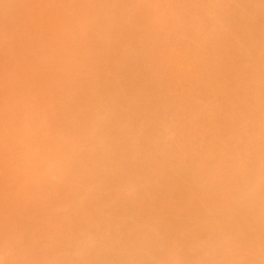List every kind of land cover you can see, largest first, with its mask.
Here are the masks:
<instances>
[{
  "label": "rangeland",
  "instance_id": "rangeland-1",
  "mask_svg": "<svg viewBox=\"0 0 264 264\" xmlns=\"http://www.w3.org/2000/svg\"><path fill=\"white\" fill-rule=\"evenodd\" d=\"M16 2L0 0V34L5 33L1 37L2 43L14 44L12 53L0 56V117L10 115L9 121L0 120V169L7 174L12 169L16 174L15 177L13 173V177H6L7 174L4 176L0 172V177H5L0 179V201L3 197L1 202L4 204L9 195L10 200L13 195L19 197L12 199V203L7 198L5 201L10 202H5L7 205L3 207L0 202V216L6 212L8 215L18 200L17 206H23L16 207L19 208L18 214H14L16 208L12 210L14 213L10 211L9 220L15 222L0 218V264H29L28 261L32 264H115L110 257L120 252L110 248V242L102 243L100 237L103 235H96L105 233L104 220L114 218L113 208L109 204L97 211L94 208L88 214L95 221L93 224L96 223L91 229L86 223L81 226L80 223H76L77 226L70 224V206H66V210L64 207L66 199H76L82 204L89 199L82 197L87 186L90 189L95 182L94 185L99 184L97 188L101 189L105 188L103 183H96L99 180L94 173V176L88 175L96 177L91 181L89 178L77 180L79 182L71 179V182H60L63 187L53 182L61 177L56 166H61L68 158V150L60 152L56 140L65 132L63 126L72 125L77 120L75 111L68 107L65 99L81 101L86 97L90 102L92 97L88 110L86 107L81 110L88 114L99 112V129L88 121L92 128L85 131L93 134L102 128L104 132L113 125L106 119L111 116L108 105L116 102L115 105L121 107L125 104L124 98L131 97L126 94L131 77L136 78L137 88L142 91L136 99L144 97L146 100H137L134 104L146 108L162 88L168 89L172 82L181 80L183 72L196 80L198 87L211 85L215 76L222 75L224 95L215 102L206 101L213 124H203V131L200 130L201 121L193 127L188 126L190 121L201 118L200 110L186 111L181 115L174 110L166 112L167 120L155 141L157 155L166 158L162 175L142 177L143 172L134 171L139 167L136 163H126L117 169L124 181L132 176L138 177L135 191L142 188L154 191L150 202L148 196L143 195L129 202L145 203L137 208L151 213L154 226H119L118 241L121 244L118 249L125 248L124 242L134 239L138 244L142 243L149 230V238L160 240L159 244L151 245L150 264H264V0H30L29 4L15 5ZM78 8H82L85 15ZM6 11L26 24L24 40L20 34L10 33L3 24ZM154 11L159 12L158 16H154ZM37 12L43 16L41 20L33 19ZM248 13L251 20L245 19ZM152 21L154 33L145 36L143 28ZM235 30L238 33H234ZM83 31L86 32L84 39H78ZM164 45L168 46V53L161 52ZM54 50L58 53L53 54ZM105 51H109L112 58L116 57L119 64L110 68L98 67L102 59L97 53L102 55ZM17 52H21L23 66L12 63ZM42 57L47 64L52 63L50 67L42 64ZM204 57H211L219 63L209 66L201 61ZM233 59L236 60L235 70L231 64ZM142 62H146L145 69L137 67ZM64 67L67 73L62 72ZM72 67L77 71L68 74ZM7 72H12L11 78ZM40 75L45 82L38 78ZM75 75L78 80L74 79ZM111 75L116 78L117 86L110 93L103 89V83L112 78ZM81 84H85L90 93L81 95ZM114 91L119 92L121 98L113 96ZM195 94L200 95L199 92ZM195 105L200 107L201 102ZM13 106L14 115L9 113ZM92 106L96 108L93 112L90 111ZM100 119H103V125ZM105 121L110 124L106 128ZM132 122L138 123L137 120ZM80 125L78 128L82 131V122ZM112 131L115 137V129ZM137 136L138 131L125 137L138 140L140 137ZM198 136L203 139L200 145ZM99 139L93 137L89 142L97 144ZM66 141L75 146L83 143L78 134ZM91 151L96 153L98 147L91 146ZM130 154L127 147L117 152V155H126L123 163ZM172 176L178 180H172ZM7 178H12L9 179L11 183ZM14 179L19 183L14 182L18 189L24 191L16 188ZM40 187L42 190L48 188L47 193L51 195H46V190L44 193ZM33 188L39 190L38 193L33 194ZM66 189L72 192L67 193ZM5 194H8L6 198ZM26 194L36 195L38 199L41 196L39 202L36 196L35 199L29 195L31 200L39 203L53 201L51 198L54 197L57 200L58 196L59 207L55 200L53 203L57 213L54 209L38 210L58 215L53 213L52 218L51 213V221L48 219L50 214L44 219L42 213L36 216L37 210L31 211L29 207L28 211L33 202ZM67 195L74 198L71 196L70 200ZM124 195L117 193L116 196L121 200ZM21 206L29 213L37 211L32 215L43 216L39 217L40 221L48 219L50 222L41 223L39 218L34 221L29 213L20 210ZM229 208L234 211L221 214ZM56 209H63V212ZM20 211H24L26 217L24 212L19 215ZM20 220L23 222L19 223ZM102 239L107 236L104 234ZM129 247L128 253L121 251L127 256L119 264H143V251L135 245Z\"/></svg>",
  "mask_w": 264,
  "mask_h": 264
},
{
  "label": "bare ground",
  "instance_id": "bare-ground-1",
  "mask_svg": "<svg viewBox=\"0 0 264 264\" xmlns=\"http://www.w3.org/2000/svg\"><path fill=\"white\" fill-rule=\"evenodd\" d=\"M11 1H14V0H11ZM29 2H30V0H17L15 5H18V4H29ZM62 5L63 4H60V6H62ZM78 9L79 10L81 9L80 10L81 14L85 15V13H82V12H84L82 8H78ZM147 13L149 14L150 12H147ZM158 13H159L158 11H154V16H158ZM78 14H80V12H78ZM42 18H43V16H42L41 12H37V13L33 14V19L41 20ZM251 18H252V16H249V13H248V15H245V19L251 20ZM3 24L9 30L10 33H14V34L18 33V34H20L22 36L23 40L25 39L26 24L21 23L19 17H17V16H15V15H13V14H11V13L6 11V20L3 22ZM153 25H154V22L152 21L151 23H149V24L144 26V28H143L144 31L143 32L146 33L145 36L154 33ZM67 28H69V26H67ZM235 32L238 33L237 30H235L234 33ZM200 33H204V32L200 31ZM4 35H5L4 32L0 34V48H2V50L0 52V56L1 57H3L4 55L6 56L9 52L12 53L14 51V44L9 43V42L2 43V38L1 37H3ZM85 35H86V32L83 31V32H81V35L78 36L77 38L78 39H84ZM53 39L56 41V39L54 37H53ZM54 40H53V42H54ZM167 50H168V46L164 45V48H163V50L161 52L162 53L163 52L164 53H168L170 50L169 51H167ZM52 53L56 54V53H58V51L54 50ZM16 54L17 55L15 56V59H14V61L12 63L15 62V64H18L16 66H19V65L23 66L24 65V60H23V58L21 56V52H17ZM97 54H99L101 56V59H102L101 61H99L98 67L110 68V67H114L115 64H119V60H117L116 57L112 58V56L109 53V51H105L104 53H102V55H101V53H97ZM148 59L149 58H147V60ZM42 60H41L42 64L44 63V65H47L48 67H50V65L52 64V63L47 64L44 61V58ZM0 61H2V60H0ZM201 61L204 64H206V63L209 64V66H210L211 63H215L216 62V59H212L211 57H206V58L204 57L203 59H201ZM144 63H146V62H142L140 64L138 63L139 65L137 67L139 69H145V67L143 66ZM148 63L150 65V60L148 61ZM217 63H219V62H217ZM217 63H215L214 65H217ZM57 64H60V63H57ZM231 64H234V70H235L236 60L233 59L231 61ZM135 65H137V63ZM14 67H15V65H14ZM31 68L32 67H27V69H31ZM4 71L6 72V70H4ZM76 71H77V68L74 69L72 67V68L69 69V73L68 74H73ZM0 72H1V70H0ZM62 72L63 73H67V70H65V67L63 68ZM2 73H3V71H2ZM7 74H9V73L7 72ZM10 74H12V72ZM10 74L8 75L9 78H11ZM139 75H140V73H139ZM111 77L112 78L107 79L103 83V89L104 90H109L110 93L117 86L116 78L113 75H111ZM38 78L41 80V82H45V80H44L42 75H40ZM180 78H181V80L172 82L168 89L162 88L158 92L159 93L158 97H156V99H152L151 102H150V105H148L146 108H139V107H137L134 104L135 101H137V100L146 101V100H145L144 97H140V98L136 99L137 94L139 93V95H140L142 93V91H140V89L137 88L136 83L138 81H136V78L135 77H131L129 79L130 89H128V91L126 92V94H129L131 97L130 98H124L125 99V104L123 106H121V107H117L115 105L116 102H112L111 105H108V107H107V109L111 110V116H109V119L108 118H106V119L108 121L110 120L109 122L110 123L112 122L113 125L111 127L109 126V129H108V128H106V126L110 125V124L107 123L108 121H105L106 125H105V123H104V125H105L106 130L103 132V130L101 128V130L99 132H95L93 134H90V133L86 132L85 130H86V128H92V127H96L97 129H99L98 119H99L100 114H99V112L95 111L96 108L94 109V106H92L93 109H91V108H90L91 110L89 109L90 111H92V110L95 111L94 113H92L93 112L92 111L91 112L92 114H88V112H86L87 113L86 114V113H84L85 112L84 110L83 111L81 110V109H83L82 107H84V108L86 107V111L88 110L87 107H88L89 103H90L89 105H91L92 97H91V101L90 102H89L90 99L88 97H87L88 101H86L87 100L86 97L83 98L81 101H73L72 98L70 100H67V99H65V97H63L69 103L68 107L72 108L75 111L74 112V117L77 118V120L72 125L63 126V128H64L63 132L64 131L65 132L59 137V139H57L58 137L56 138L57 142L55 144L57 146L56 145L55 146L57 148H58V146L60 147V150H59L60 152L68 150V155H67L68 158H66L67 160L61 166L56 164V165L59 166V167L56 166V168L60 169V174H61L60 179L53 180L51 178L53 176H50L49 178H51L50 180H53L54 183L58 182V185H60L59 183L62 182V181H67L68 182L71 179L74 180V181H77V180H82L83 181V179H86V178H89L88 180L93 178V180H94L96 177L99 180L96 183H99V182L103 183V186H105V188L102 187L101 189L97 188V186L99 184L97 186L94 185L95 182L92 183L93 184L92 187H94V188H92L91 184H89L92 189L91 188L87 189L89 187V186H87V188L85 190L86 193H84V191H83V195H82V197L83 196H87V197H89V199L87 200V198H86V200L83 201V202L80 200V202H82V204H78L79 202L77 203L75 201L76 199H73V201H75V203L73 201H69V200L66 199V202L68 204L65 203L64 207L70 206L69 210H70L71 222L68 220L70 222V224H74L75 225L76 223L77 224L80 223L78 225L81 226V223H82V225H84V223H86L85 225H87V224L90 225L91 229L93 228L91 226L96 225V223L93 224V222H95V221L92 220L91 218H89L90 216H88V214H90V212H93L94 208H96V211H97V209H99V208L103 209L102 207L104 205H107V204H109L113 208V210L115 211L113 213V215H115L114 218H112V219H110L108 221L104 220L105 223L103 222L104 223L103 226H106V229L103 228V232H105V233L102 232L103 234L99 233V234H96V235L97 236L99 235L98 237H100V235L104 236V234H105L107 236V239H102V237H103L102 236V237H100L101 238L100 241L102 243L110 242V245H111L110 248L120 252V253H117V254L113 255L112 257H110V259L115 260L114 261L115 264L121 263L122 260L124 258H126V256H127V254H125V253H128V251L130 250L129 246H134V245L137 246L138 249L143 251V255L141 257V259H144L143 264H150V261H151V258H150L151 257V248H152L151 245H153L155 243H158V244L160 243L159 239H157V241H156L153 238H149L150 237V232L148 230L147 234H146V240H143L142 243L138 244L136 239H134L133 241H131L129 243L124 242L126 244L125 248L118 249L119 245L121 244V242L118 241V236H119L118 234L120 233V227L119 226H127V224H130L131 226H137V227L143 226V228L145 226H154V222L152 221L151 213L150 212L149 213L141 212V210H139L137 208V206H142L145 203L144 204L138 203L137 205L129 203L130 201H132L134 199H137L138 196H142V195L143 196H148V198H149L148 202H150V201L153 200L152 198H153L154 191H153V189H148V188H142L139 191H135L138 188V186L136 185V181H137L138 177L137 176H132L127 181H124V178L122 179V177L117 173L118 172L117 169H119L120 166H123L126 163H136V164L139 165V167L135 168L134 171L143 172L141 174L142 177H154L156 174L162 175V171L164 170V166H166V164H165V159L166 158L163 159L161 156L157 155L156 147H155V141H157L158 135L160 133L159 130L165 124L163 122L165 120H167L166 112L168 110H174L178 115H181V114H185L186 111H187V113H189L192 110H196V109L200 110L202 112L201 118H198L196 120H192V121L189 122V124H188V122L186 120L185 121L182 120V121L184 122L185 125L188 124L189 127H193L196 122L201 121L200 124H202V125L200 127V130L203 131V124H205V123H207L209 125L213 124L212 121H211V115H210L211 112L209 111V107H208L209 104L207 105L206 101H208V100L212 101L213 100L215 102L217 100H220L221 99L220 97H222V95H224L223 81H222L223 77H222V75L215 76V80H214L213 84L210 83L211 85L208 84L206 86H199V87H198L199 83H196V80H193L190 77L186 76V74L184 72L181 74ZM74 79L78 80V76L75 75ZM18 84L19 83L16 84V89H17V85ZM9 86H11V85H9ZM81 87H82V94L81 95H85V94L90 93L89 89L86 87L85 84H81ZM195 92H199L200 95H196ZM22 93H23V90H22ZM209 93H211L212 95L211 96H207ZM174 94H176V95H174ZM112 95L115 96V97H119V92L115 93V91H114ZM102 96L105 97V95H102ZM122 96H128V95H122ZM119 98H121V97H119ZM4 101H6V100H4ZM7 101H8V98H7ZM178 102H182V103L178 104ZM196 102H201V106L199 107L198 105H195ZM203 102H204V104H203ZM69 105H71V106H69ZM13 108H14V106H13ZM187 108H188V110H187ZM14 110H15V108L12 109L11 112L9 110V113L14 115V113H12ZM80 110H81V112H80ZM15 114H17V113H15ZM19 114L23 115L21 113H19ZM4 115H7V114H4ZM152 115H156V116L153 117ZM8 116H10V115L8 114ZM8 116L7 117H4V116L0 117V120H3L5 122H7L6 120L9 121V119H7ZM96 117H97V119H96ZM78 120H80L82 122V128H83L82 131L78 128V125L81 124V122L78 121ZM100 120H101L100 124L103 125V123H102L103 119H100ZM134 120H137L138 123L137 124H133L132 121H134ZM88 121H89V123L91 124L92 127H90L88 125L89 124V123H87ZM78 122H80V124H77ZM180 124H181V122H180ZM198 126H196V127H198ZM80 127H81V125H80ZM113 129H115V131H116L115 132V137L112 136L113 135V131H112ZM137 131H138V136L137 137H140L138 140L128 139V138L125 137L129 133H132V132L135 133ZM84 132L87 133L88 136ZM101 133H102L103 136H101ZM77 134L82 136V141H83L82 144H79V145L75 146V145H71V144L67 143V141H66L67 139L71 138L74 135L76 136ZM93 137L100 138L97 144H93V143L89 142L90 139L93 138ZM198 137H199L198 142H199V145H200L203 142V139H202L201 136H198ZM111 138H112V140H111ZM91 146H97L98 147V151L96 153L92 152L91 151ZM201 146H204V145H201ZM124 147H127V148H129L131 150V154H130L131 156L129 155L130 157L126 160L127 162H125V163H123L124 162L123 160L126 157V155H117V152L120 149L124 148ZM10 165L13 168V166H12L13 164L11 163ZM4 167H5V165H4ZM8 167L11 169L10 166H8ZM8 169H7V172H9ZM0 170H1L0 172H2V169H0ZM10 171L11 172L9 174H7L6 171H3L4 173L2 172L1 174L2 175L4 174V176H6L5 174H7L6 177H9L8 175H10V177H13L11 175V173H13L12 172L13 170L11 169ZM56 171H58V169ZM14 172H15V170H14ZM96 172H97V174H96ZM93 173L96 175L95 178L91 177V176L88 177V175H93ZM13 175L15 177L16 174L13 173ZM3 177H0V179H3ZM47 178H45V180ZM9 179H8V182L11 183V181H9ZM16 180L14 179L13 184H14V182ZM48 180H46V181L49 182ZM172 180H178V178L175 177V176H172ZM71 181H69V182H71ZM38 182H39V180H38ZM77 182H79V181H77ZM15 183L19 184L18 182H15ZM46 183L44 181L43 184L44 185H48ZM17 184H14V185L16 186ZM41 184H42V182H41ZM14 185H11V186L15 188ZM37 185H38V183H37ZM53 186H54V184H53ZM60 186H62V185H60ZM68 186H70V185H68ZM41 187H40V189L42 190ZM49 187H50V185H48V188ZM16 188L18 189L17 186H16ZM16 188H15V190H17ZM36 188H37V186H36ZM48 188H45L42 191L44 192ZM125 188H127V191L125 190ZM33 189L35 190V188H33ZM38 189H39V187H38ZM15 190H13V191H15ZM18 190L22 192L25 189L21 190L19 188ZM32 190H30V191L33 192L34 190L33 191ZM9 191H11V190H9ZM30 191H28V192H30ZM37 191H39V190L36 189L33 192V194L36 193ZM60 191L61 190H59V194L61 193ZM65 191H67V193L69 191L72 192L69 189L68 190L66 189ZM25 192H23V193L25 194ZM28 192H26V193H28ZM47 192H48V190H46V193ZM54 192H55V190L53 191V195H54ZM76 192H78V189H77ZM49 193H47L46 195H49ZM117 193L118 194H125V195L120 200V198L116 196ZM15 194H16V192H15ZM39 194L41 195L42 192H39ZM70 194H72V193H70ZM77 194L79 195V193H77ZM7 195L5 194L4 198H6ZM27 195L28 194H26V196ZM50 195H51V193H50ZM9 196L11 198V195H9ZM9 196L7 198H9ZM17 196L19 197V195H17ZM17 196L15 197L13 195L12 199L14 200V198H18ZM21 196H23V194ZM30 196H32V194ZM30 196H29V198L31 200ZM35 196L34 197L32 196V197L35 198ZM41 196H39V199H40ZM71 196L70 197L68 196V198H70V200H71ZM72 197L74 198V196H72ZM79 197H80V195H79ZM7 198L4 199V204H2L3 203V202H1V201H3L2 200L3 197H2V199L0 201L1 202V206L2 205L3 206L7 205V203L5 204V202H10L11 201V203H12V199L10 200V198H9L10 201H5V200H7ZM23 198H24V196H23ZM33 198H32V200H34ZM36 198L38 199L37 196H36ZM54 198H56V197H54ZM54 198L53 199L51 198V200H53V201H48L47 203L43 202L44 204L43 203H39L40 200L38 199L39 202L36 200L37 203H39V204L36 203L37 206L35 204L36 201L34 200L35 201L34 202V201L31 200L30 202H33V204L31 203L33 205L32 207H31L30 203L27 201V203H29V205H30V206H28L27 210L29 211V207H30L31 211L32 210H37L38 211L40 209L41 210L42 209H47V210L50 211L51 209H54V204L53 203H55L57 200L59 201L58 196H57V200H55ZM75 198H76V196H75ZM22 199H21V201H22ZM24 199L27 200V198H24ZM54 200H55V202H54ZM18 201H16V202L13 201V203L15 202V203L19 204ZM60 201H62V200H60ZM71 202H73L74 204L71 203ZM23 203L25 204V202H23ZM56 203H55V205L58 206L59 202L57 204ZM17 204H16V207H20V205H22V204H20V205L17 206ZM13 205L14 204H11V206H13ZM8 206H10V205L8 204ZM22 206H21L22 209L20 208V210H25V212H27V214H28L29 212L26 211V209L24 208V207H26V204H25L24 207H22ZM44 206H45V208H44ZM16 207H14V208H16ZM14 208L11 207L10 211L12 213L15 212L14 214H18L19 213L18 212L19 208H16L15 210H17V211L13 212L12 210H14ZM63 209H61V210L56 209V211H59V213H61L60 211H62ZM66 209H67V207L65 208V210ZM7 210H9V209H7ZM47 210H45L47 212V214H50L48 219L51 220V217H50L51 213H52V218H53V216H54L53 213L55 212V209L53 210L54 212L51 211V213L48 212ZM10 211L8 212L9 214H10ZM37 211H33V212L35 213ZM43 211H41V212L38 211L37 213H35L36 216H37L38 213L41 214ZM68 211H66V212L68 213ZM233 211L234 210L232 208H229L226 211H222L221 214L232 213ZM25 212L23 214H25V217H26L27 214ZM6 213H4V216H0V218L3 217V218H5V220L6 219L9 220V218H10V217H8L9 214L6 215ZM22 213L20 211L19 215H21ZM34 213H29L30 215L29 214L28 215L33 217L34 215H32V214H34ZM55 213H57V212H55ZM14 214H13V216H14ZM42 214L44 215V217L45 216L48 217V215L46 213H45L46 215L44 213H42ZM57 215L58 214H55V216H57ZM29 216H27V218ZM81 216H82V218H81ZM16 217H12V219L13 218L15 219ZM39 217L44 218L41 215ZM39 217H33L34 221H35L36 218L38 219ZM46 217L44 219H46ZM66 217L68 218V215ZM23 218H21V219H23ZM23 220H20L19 223L23 222ZM11 221L12 220H9V222H11ZM39 221H40V218H39ZM13 222H15V220ZM13 222H11V223H13ZM40 222L42 223L44 221H40ZM49 222L47 221V223H49ZM36 223H39V222L36 221ZM90 223H92L93 225L90 224ZM68 224L69 223H67V225ZM77 224H76V226H77ZM33 225H35V224H33ZM49 226H51V224ZM93 231H95V230H93ZM156 234L158 235L159 232H156ZM157 238H160V236H158ZM121 251L122 252L126 251V252L124 253V255H122ZM105 260L107 261V258H105ZM28 263L32 264V261L31 262L28 261Z\"/></svg>",
  "mask_w": 264,
  "mask_h": 264
}]
</instances>
